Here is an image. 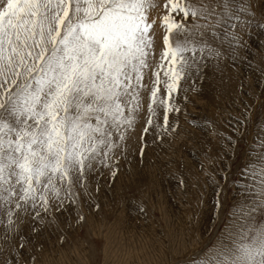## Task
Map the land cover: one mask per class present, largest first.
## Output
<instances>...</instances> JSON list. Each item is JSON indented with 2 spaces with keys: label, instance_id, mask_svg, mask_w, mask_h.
<instances>
[{
  "label": "snow or ice",
  "instance_id": "snow-or-ice-1",
  "mask_svg": "<svg viewBox=\"0 0 264 264\" xmlns=\"http://www.w3.org/2000/svg\"><path fill=\"white\" fill-rule=\"evenodd\" d=\"M156 7L154 0H0V264H37L32 237L54 214L78 208L92 182L99 191L102 170L115 177L145 104L141 157L150 132L163 139L176 131L183 82L195 91L211 69L223 83L225 69L238 71L253 30L264 36V0H164L157 58L149 16ZM258 55L264 77V51ZM246 90L248 78L239 80L235 94ZM257 107L264 115V100L243 103L225 123L241 132ZM241 175L227 211L224 188L216 189L223 227L194 264H264V127Z\"/></svg>",
  "mask_w": 264,
  "mask_h": 264
},
{
  "label": "rangeland",
  "instance_id": "rangeland-1",
  "mask_svg": "<svg viewBox=\"0 0 264 264\" xmlns=\"http://www.w3.org/2000/svg\"><path fill=\"white\" fill-rule=\"evenodd\" d=\"M154 2L157 7L149 16L156 19L153 31L158 58L164 0ZM261 51L264 36L254 29L247 51L242 50L237 62L238 71L225 69L223 83L222 74L211 69L195 81V91L193 81L183 82L178 98L181 112L178 121L173 120L178 123L176 131L165 133L163 139L150 132L141 157L145 104L140 122L129 133L127 155L119 161L115 177L102 170L99 191L92 182L81 193L78 208L54 214L57 218L32 237L37 264H194L216 228L223 227V217L214 215L216 189L224 188L221 199L227 211L236 198L235 183L242 179L250 145L264 127L259 107L241 132L225 123L227 114L238 111L243 103L264 100V77L258 70ZM245 78L252 91L238 97L235 86ZM226 137L232 139L231 145L225 143Z\"/></svg>",
  "mask_w": 264,
  "mask_h": 264
},
{
  "label": "bare ground",
  "instance_id": "bare-ground-1",
  "mask_svg": "<svg viewBox=\"0 0 264 264\" xmlns=\"http://www.w3.org/2000/svg\"><path fill=\"white\" fill-rule=\"evenodd\" d=\"M157 52V51H156Z\"/></svg>",
  "mask_w": 264,
  "mask_h": 264
}]
</instances>
